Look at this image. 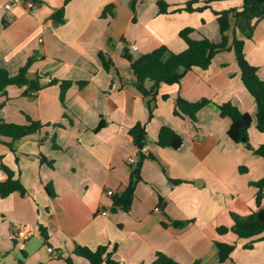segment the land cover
<instances>
[{
  "label": "crops",
  "instance_id": "crops-1",
  "mask_svg": "<svg viewBox=\"0 0 264 264\" xmlns=\"http://www.w3.org/2000/svg\"><path fill=\"white\" fill-rule=\"evenodd\" d=\"M7 1L0 0V67L13 75L30 56H36L28 74L40 76L42 88L25 96L24 88L8 86L5 95L0 94V107L7 109L14 103L17 107L13 116L0 117L24 124L28 116L45 126L40 133L14 142L15 152L0 143L1 162L26 190L24 196L13 192L0 198L5 237L0 252L12 242L13 225L38 230V235L23 239L21 247L15 248L19 264H67L63 258L67 256L75 264H86L73 253L75 245L90 250L106 246L107 251L115 247L112 258L117 264H151L156 252L181 264H264V240L244 248L246 239L216 231L232 225L231 212L246 216L256 209L257 188L252 183L264 176V160L251 150L264 144V132L255 127V101L240 79L233 51L217 53L207 69L191 68L179 83L160 84L150 120L122 56L125 48L139 56L161 45L180 52L186 44L178 33L186 27L193 29L192 38L217 43L221 36L212 10L239 9L241 0H213L192 12L173 11L190 0H163L168 5L165 13H159L158 0H136L134 8L133 0H70L60 23L51 14L64 0H32L33 8L20 4L11 12L4 8ZM204 1L192 7H202ZM110 4L111 10L101 15ZM132 43L137 45L135 51L130 49ZM99 52L112 59L113 70L103 69ZM244 57L264 80V18L245 39ZM61 81H71L63 102ZM177 97L210 103L192 123L173 114ZM226 102L252 116L251 149L228 137L230 120L215 107ZM136 123L145 124L150 157L141 164L140 181L130 208L124 211L114 205L113 197L126 188L137 161L138 149L129 135ZM162 126L181 137L179 148L156 144ZM44 132L47 137L40 144ZM52 139L58 148H53ZM130 158L135 161L130 163ZM48 184L53 196L45 190ZM108 190L113 194L107 195ZM174 221L185 224L175 227ZM40 227L48 234L46 243ZM216 242L234 245L224 262L217 259ZM43 246L46 251L51 247L55 255L47 251V259Z\"/></svg>",
  "mask_w": 264,
  "mask_h": 264
},
{
  "label": "trees",
  "instance_id": "trees-1",
  "mask_svg": "<svg viewBox=\"0 0 264 264\" xmlns=\"http://www.w3.org/2000/svg\"><path fill=\"white\" fill-rule=\"evenodd\" d=\"M70 0H64L63 5L51 14V19L57 23L63 21L64 6ZM213 0H205L204 6L192 7L198 0L187 1L183 6L175 8L174 12L194 10H201L208 7V3ZM136 0L132 1V8H134ZM159 13L167 12V3L163 0H158ZM113 5L104 7L101 15L107 10H111ZM215 15V20L218 25L221 40L217 43L210 41L206 37L194 39L190 36L192 28L186 27L179 31V36L185 42L186 47L180 52H172L166 46L161 45L147 53L139 56H134L127 48L124 49L123 58H125L134 76V86L137 92L141 95L148 110V120L153 116V110L156 107V96L160 84H176L179 83L182 77L188 70L193 67L207 69L211 64L213 57L222 51L232 50L236 59V64L240 71V79L253 96L256 113H255V127L258 131L264 132V80L257 75V68L251 65L244 57V43L245 39H250L256 23L264 18V0H241V6L237 8H228L220 11L212 10ZM240 33L242 37H238ZM98 58L104 70L110 71L114 69L112 59L105 53L99 52ZM36 60V56H30L24 65H22L15 74H10L8 70L0 67V94L5 95L8 86H17L24 88L22 94L25 96H32L36 94L41 88L40 76L35 75L29 77L28 69ZM51 80V83H55ZM83 81L80 85H84ZM71 81H61L60 83V101L63 102V96L66 89L70 86ZM162 98H167L163 95ZM210 103L207 99H200L197 101H186L181 97H177L173 114L181 117H187L192 123L196 122L197 112L205 105ZM215 105V104H214ZM221 117H226L230 120V125L227 129L228 137L237 143H242L247 149H251L248 142V130L252 124V116L248 112L240 111L237 106L226 102L215 105ZM44 124L39 121L32 120L26 116V123L16 124L6 122L0 119V143L5 144L10 151L15 152L13 143L26 137L30 134L40 133ZM101 127V124L98 125ZM133 144L138 149V159L131 170L130 177L126 188L117 195H114V205L127 211L132 203L134 188L140 181V167L145 158L150 155L141 153L140 148L146 142V129L144 123H136L129 129ZM47 137L44 132L39 143L41 144ZM10 139L11 142H3V139ZM53 140V139H52ZM182 143L181 137L167 126H162L159 129L156 144L160 147H170L177 149ZM53 148H58L53 140ZM255 155L260 156L264 160V144L255 149H251ZM43 159V158H41ZM0 170L2 171L0 177V198H5L13 192H19L21 196L26 194V190L21 182L14 176V172L8 166L1 162ZM173 183H180L179 180H172ZM256 188L255 207L248 215L241 216L234 212L230 213L232 218V225L219 226L216 231L218 234H225L231 232L235 234L238 239H246L248 242L243 246L244 248H251L256 241L264 240V207L261 206L264 188V176L252 183ZM45 190L49 195L53 196L51 184L45 185ZM162 202V199H160ZM160 202V203H161ZM175 227L184 226V222L174 221L172 223ZM13 233L15 228L11 229ZM40 236L46 243L48 234L45 228L40 227ZM15 243V240L12 239ZM217 259L219 262H224L230 257V253L234 249L233 244L216 242ZM49 247V246H48ZM106 246H98L95 250H90L87 247L75 245L73 253L81 256L86 260V264H117L112 258L115 247L107 251ZM57 257H62L57 254ZM67 264H75L71 257H63ZM151 264H181L170 256L156 252ZM194 264H201L195 261Z\"/></svg>",
  "mask_w": 264,
  "mask_h": 264
},
{
  "label": "rangeland",
  "instance_id": "rangeland-1",
  "mask_svg": "<svg viewBox=\"0 0 264 264\" xmlns=\"http://www.w3.org/2000/svg\"><path fill=\"white\" fill-rule=\"evenodd\" d=\"M29 77H34V75L29 74ZM15 106L17 107V103H14V105L13 104L9 105L7 109H4V108L2 109V107H0V116H13L12 109ZM0 119H1V117H0ZM3 142H11V140L6 138V139H3ZM137 159H138V153L136 155V160ZM12 228H16V231L13 233L12 230H9L10 231L9 232L10 239H11V241L13 239V240L18 241V242L16 245H13V242H10L8 249L0 252V264H19L18 263V260L20 258L19 252H16L15 248L21 247L20 244L22 243L23 239H25V238L29 239L33 234L38 235V230L35 227H28V229L21 228V230H19V228H20L19 226H13L12 225V226H10V229H12ZM3 233H4V230H1V227H0V240L2 238L5 239ZM43 251H44L47 259H49V255H48L46 248L44 246H43ZM27 264H38V263L29 262Z\"/></svg>",
  "mask_w": 264,
  "mask_h": 264
},
{
  "label": "built area",
  "instance_id": "built-area-1",
  "mask_svg": "<svg viewBox=\"0 0 264 264\" xmlns=\"http://www.w3.org/2000/svg\"><path fill=\"white\" fill-rule=\"evenodd\" d=\"M20 4H23L25 9H31L34 7V2L32 0H8L6 3H4V8L6 9V11H9L11 12L12 9L17 6V5H20ZM130 49L132 51H135L137 49V45L136 43H132L130 44ZM48 82H51L50 79H47ZM140 151L142 154L144 155H147V147L145 145H143L141 148H140ZM135 160L133 158H130L129 159V162L130 163H133ZM107 195H112L113 194V191L112 190H108L106 191ZM155 211H158V208L156 207L154 209ZM103 215L106 214L105 211L101 212ZM47 251L51 254H54L53 252V249L51 247H47ZM55 255V254H54Z\"/></svg>",
  "mask_w": 264,
  "mask_h": 264
}]
</instances>
